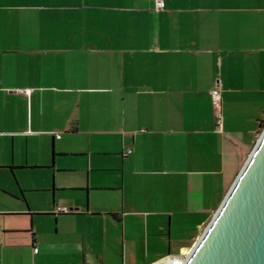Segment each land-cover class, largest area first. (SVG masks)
Wrapping results in <instances>:
<instances>
[{
    "label": "crops",
    "instance_id": "1",
    "mask_svg": "<svg viewBox=\"0 0 264 264\" xmlns=\"http://www.w3.org/2000/svg\"><path fill=\"white\" fill-rule=\"evenodd\" d=\"M163 1L0 0V176L51 175L0 178V264H151L221 202L264 123V0Z\"/></svg>",
    "mask_w": 264,
    "mask_h": 264
},
{
    "label": "water",
    "instance_id": "2",
    "mask_svg": "<svg viewBox=\"0 0 264 264\" xmlns=\"http://www.w3.org/2000/svg\"><path fill=\"white\" fill-rule=\"evenodd\" d=\"M181 264H264V126Z\"/></svg>",
    "mask_w": 264,
    "mask_h": 264
},
{
    "label": "rangeland",
    "instance_id": "3",
    "mask_svg": "<svg viewBox=\"0 0 264 264\" xmlns=\"http://www.w3.org/2000/svg\"><path fill=\"white\" fill-rule=\"evenodd\" d=\"M263 126H264V123L262 124V126L260 128V131L263 128ZM260 131H259V133H260ZM37 171L42 173V172L45 171V169H40V170H37ZM0 178L2 179L3 182L11 183L13 186L16 187L17 193H13V192L8 191V190L5 189L6 191L4 193L6 195H8L11 199H14V198L20 199L18 197L20 195L19 185L22 188H24L25 195L26 194H32V195L37 194V195H39V194H42V193H45V192H49L48 191L49 189H46L45 185H47V188H50V186H51V175L49 177H47L45 175H39L37 177H35V176H32V177L31 176H27V177H24V179H21V178H19L17 176L16 173H15V175H13L12 171H9L8 175L6 176V178L2 177V176H0ZM22 180H24V182H27L28 184H32V186H34V187H23L22 184H21L23 182ZM34 184H36V185H34ZM41 184H45L44 187H41ZM205 223L202 225L201 230L205 226Z\"/></svg>",
    "mask_w": 264,
    "mask_h": 264
},
{
    "label": "built area",
    "instance_id": "4",
    "mask_svg": "<svg viewBox=\"0 0 264 264\" xmlns=\"http://www.w3.org/2000/svg\"><path fill=\"white\" fill-rule=\"evenodd\" d=\"M164 1L163 0H154V7L156 9H161L163 7ZM30 88H25V91H29ZM208 96L211 100V102L214 104L215 109H214V116H215V121L218 126V129L222 128V123H223V114H222V106H221V91H220V86L218 84L214 85L213 87L209 88L208 90ZM59 210H68V207L65 205L58 206L55 211ZM37 246H33V250H36ZM174 254H179V253H174ZM174 254H167L164 257L160 258L159 260L151 263V264H165L164 258L167 256H171Z\"/></svg>",
    "mask_w": 264,
    "mask_h": 264
},
{
    "label": "bare ground",
    "instance_id": "5",
    "mask_svg": "<svg viewBox=\"0 0 264 264\" xmlns=\"http://www.w3.org/2000/svg\"><path fill=\"white\" fill-rule=\"evenodd\" d=\"M185 254H174L164 258L165 264H181Z\"/></svg>",
    "mask_w": 264,
    "mask_h": 264
},
{
    "label": "trees",
    "instance_id": "6",
    "mask_svg": "<svg viewBox=\"0 0 264 264\" xmlns=\"http://www.w3.org/2000/svg\"><path fill=\"white\" fill-rule=\"evenodd\" d=\"M261 126H262V124H261Z\"/></svg>",
    "mask_w": 264,
    "mask_h": 264
}]
</instances>
